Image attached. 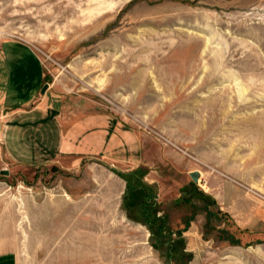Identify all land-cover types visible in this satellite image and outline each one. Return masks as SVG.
Returning a JSON list of instances; mask_svg holds the SVG:
<instances>
[{
    "label": "rangeland",
    "instance_id": "obj_1",
    "mask_svg": "<svg viewBox=\"0 0 264 264\" xmlns=\"http://www.w3.org/2000/svg\"><path fill=\"white\" fill-rule=\"evenodd\" d=\"M9 41L121 144L37 168L0 143V264H264V0H0Z\"/></svg>",
    "mask_w": 264,
    "mask_h": 264
},
{
    "label": "crops",
    "instance_id": "obj_2",
    "mask_svg": "<svg viewBox=\"0 0 264 264\" xmlns=\"http://www.w3.org/2000/svg\"><path fill=\"white\" fill-rule=\"evenodd\" d=\"M119 131L113 118L70 111L66 98L46 82L43 64L31 47L17 41L0 43L4 160L19 167H77L85 158L120 150Z\"/></svg>",
    "mask_w": 264,
    "mask_h": 264
},
{
    "label": "trees",
    "instance_id": "obj_3",
    "mask_svg": "<svg viewBox=\"0 0 264 264\" xmlns=\"http://www.w3.org/2000/svg\"><path fill=\"white\" fill-rule=\"evenodd\" d=\"M122 176L125 178L124 175ZM125 179L128 181L133 180V178L129 176ZM134 184V181L133 184L130 183V186H128V190L130 191V193L136 194L135 196H137V198L132 202V204L128 203L127 208H129L134 214L135 212H141V221H143L147 225L155 226L158 228L164 226V219L157 218L156 209L153 204H150V201L152 199H149V197L154 195L152 188L146 184L142 185V187L140 188H137V186H134Z\"/></svg>",
    "mask_w": 264,
    "mask_h": 264
},
{
    "label": "water",
    "instance_id": "obj_4",
    "mask_svg": "<svg viewBox=\"0 0 264 264\" xmlns=\"http://www.w3.org/2000/svg\"><path fill=\"white\" fill-rule=\"evenodd\" d=\"M47 89H48V85H46L44 87L43 92L45 93ZM2 174L8 175L9 172L8 171H2ZM199 175H200L199 172H193V173H191L190 176L193 179V181L197 183L199 181Z\"/></svg>",
    "mask_w": 264,
    "mask_h": 264
}]
</instances>
